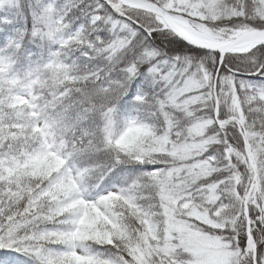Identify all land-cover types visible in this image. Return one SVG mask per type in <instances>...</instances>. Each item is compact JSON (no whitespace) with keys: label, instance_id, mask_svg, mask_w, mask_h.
Instances as JSON below:
<instances>
[{"label":"snow or ice","instance_id":"1","mask_svg":"<svg viewBox=\"0 0 264 264\" xmlns=\"http://www.w3.org/2000/svg\"><path fill=\"white\" fill-rule=\"evenodd\" d=\"M0 264H264V0H0Z\"/></svg>","mask_w":264,"mask_h":264}]
</instances>
